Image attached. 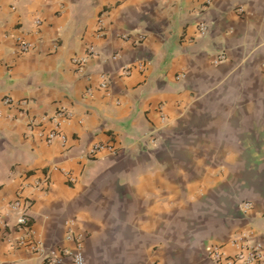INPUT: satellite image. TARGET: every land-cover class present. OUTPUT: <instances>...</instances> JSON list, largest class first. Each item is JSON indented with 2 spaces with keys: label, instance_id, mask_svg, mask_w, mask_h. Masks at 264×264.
<instances>
[{
  "label": "crops",
  "instance_id": "crops-1",
  "mask_svg": "<svg viewBox=\"0 0 264 264\" xmlns=\"http://www.w3.org/2000/svg\"><path fill=\"white\" fill-rule=\"evenodd\" d=\"M263 62L264 0H0V212L25 182L33 236H81L85 264H217L207 247L264 241ZM61 107L65 142L26 133ZM0 264L47 263L0 232Z\"/></svg>",
  "mask_w": 264,
  "mask_h": 264
},
{
  "label": "built area",
  "instance_id": "built-area-1",
  "mask_svg": "<svg viewBox=\"0 0 264 264\" xmlns=\"http://www.w3.org/2000/svg\"><path fill=\"white\" fill-rule=\"evenodd\" d=\"M124 0H116L122 2ZM212 0H205L207 5L211 4ZM102 18L98 20L99 27L102 26ZM35 25L40 24L39 19L34 20ZM210 23L205 19H200L198 22V31L201 35L209 31ZM32 48V44L23 39H19L17 49L21 52L28 51ZM85 62V57L75 59V64L78 66ZM216 62V60L214 61ZM264 65V62H263ZM128 67L123 69L125 75L129 74ZM99 86L102 89H108V80L105 74L101 75ZM4 101L7 105H16L20 108V113L25 115V103L23 101L15 102L9 95H6ZM70 113L67 109L61 107L51 115H42L39 118L26 117V133L35 135L46 143H51L56 140L65 142L66 136L61 129L62 120L69 118ZM50 120L52 126L48 129L40 128L41 123ZM112 149L110 146L103 144L92 145L84 154L85 158H91L98 150ZM25 182H21L18 187V192L15 197L7 204L8 210L5 213L0 212V232L4 238L17 247L28 248L31 252L40 255L47 264H85L81 236L75 238V248L69 250L65 247L48 246L36 239L33 236L32 229L29 224L28 211L31 205L29 197L24 196L23 189L26 187ZM31 186L37 190L44 191L49 186L47 176L34 179ZM251 202H242L241 210L246 211L251 207ZM13 215V221L7 220V215ZM15 231L16 234H12ZM234 242L237 245L238 251L234 256H227L223 253L219 246H209L206 252L209 257L217 264H264V241L253 236L251 230L247 228L241 236L235 237Z\"/></svg>",
  "mask_w": 264,
  "mask_h": 264
}]
</instances>
